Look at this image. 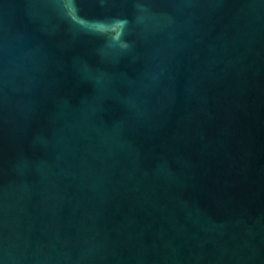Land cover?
<instances>
[{
  "label": "water",
  "instance_id": "water-1",
  "mask_svg": "<svg viewBox=\"0 0 264 264\" xmlns=\"http://www.w3.org/2000/svg\"><path fill=\"white\" fill-rule=\"evenodd\" d=\"M65 4L0 0V264H264V0Z\"/></svg>",
  "mask_w": 264,
  "mask_h": 264
},
{
  "label": "clouds",
  "instance_id": "clouds-1",
  "mask_svg": "<svg viewBox=\"0 0 264 264\" xmlns=\"http://www.w3.org/2000/svg\"><path fill=\"white\" fill-rule=\"evenodd\" d=\"M63 3H64V8H65L66 7L65 0H63ZM69 18L71 19V17H69ZM90 23H95L97 25H103V22H98V21H96V22H90ZM116 23L119 24V25H121V33H120V35H122V28H123L124 22L123 21H117Z\"/></svg>",
  "mask_w": 264,
  "mask_h": 264
}]
</instances>
